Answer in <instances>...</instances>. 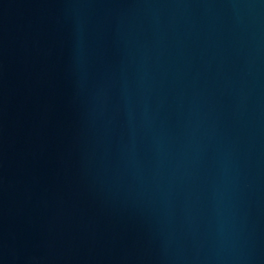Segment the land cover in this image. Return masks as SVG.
I'll return each mask as SVG.
<instances>
[{
	"label": "water",
	"instance_id": "1",
	"mask_svg": "<svg viewBox=\"0 0 264 264\" xmlns=\"http://www.w3.org/2000/svg\"><path fill=\"white\" fill-rule=\"evenodd\" d=\"M0 264H264V0H0Z\"/></svg>",
	"mask_w": 264,
	"mask_h": 264
}]
</instances>
